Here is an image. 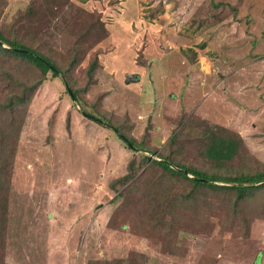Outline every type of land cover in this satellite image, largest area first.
I'll use <instances>...</instances> for the list:
<instances>
[{
	"label": "rangeland",
	"instance_id": "374dc122",
	"mask_svg": "<svg viewBox=\"0 0 264 264\" xmlns=\"http://www.w3.org/2000/svg\"><path fill=\"white\" fill-rule=\"evenodd\" d=\"M30 5L34 12L22 16ZM14 24L22 39H44L63 69L82 47L69 73L81 100L64 75L0 57V69L43 80L3 172L9 186L0 184V264H264V208L249 217L247 233L240 217L223 226L212 211L208 230L179 221L180 211L174 221L162 212L160 223L152 216L142 222L157 206L142 190L128 192L131 182L111 187L132 158L137 176L146 172L148 180L142 158L161 159L130 146L114 127L158 152L185 129L180 140L189 157L203 129L224 126L244 142L235 166L264 170V0H0V27ZM43 27L49 38L37 36ZM184 185L173 179L165 191ZM164 222H176L169 229L175 244L164 239Z\"/></svg>",
	"mask_w": 264,
	"mask_h": 264
},
{
	"label": "trees",
	"instance_id": "16d2710c",
	"mask_svg": "<svg viewBox=\"0 0 264 264\" xmlns=\"http://www.w3.org/2000/svg\"><path fill=\"white\" fill-rule=\"evenodd\" d=\"M33 10L34 6L30 5L22 16H29L34 12ZM43 29L44 27L41 28V31L39 30L37 36H40ZM49 30L51 29H47L43 33L48 38L51 35ZM19 34L15 24L8 30L0 27V57L7 56L11 59L29 62L37 66L44 75L49 71H52L56 76L64 75L65 84L73 90L77 99L81 100L79 89L77 91L74 88L69 73L83 57L82 47L73 48L67 67L63 69L46 51L44 39L41 37L37 39L32 37L31 40L22 39ZM97 67L96 58L88 68V85L92 83ZM1 76H4L3 79ZM5 78L7 80H4ZM42 82L43 80L29 83L15 76L14 71H11L10 68L0 69V184L3 181L9 186L10 181L3 178V172L9 169L13 163L26 112L36 88ZM184 131L185 129H178L177 132H174L167 142V148L161 152L144 141H137L134 137L122 132L137 148L146 147L153 153L159 154L161 159L153 158L150 155L142 158V165L150 164L147 170L149 175L152 174L149 177V180L153 181L149 182L150 185H148L147 177H143V175H147L146 172L137 176L136 158H132L128 164V172L112 182L111 187L118 191L116 183L131 182L128 192L142 190L139 193L142 194L143 200L150 199L151 204L157 206L141 214L142 222H148L149 217L152 216V222L160 223L163 219V216L159 217L162 212L163 214L165 212V217H171L170 221H174L180 211L184 215L181 214V217H178L179 221L189 218L192 227L204 224L203 229L208 230L212 225L210 223V218L213 217L210 216L212 211L214 217H217L223 226L234 217H240L244 225L243 231L247 233L251 227L249 217L264 208V182L258 183L264 181V170L252 172L243 163L240 167L235 166L241 157L240 150L245 149L244 142L240 134L230 132L220 125H212L207 130L203 129L197 137L198 140L201 139L202 143L199 147L197 146L196 154L191 155L190 153V156L187 157V148L180 140ZM120 137L122 138V136ZM173 179L183 180L184 189L171 193L165 191V189H169L170 192L174 187ZM5 193L6 191L0 190V194L4 195ZM123 195H125V190L119 192L113 200L116 201ZM175 205L180 210L174 209ZM5 206L6 201L0 195V217L6 209ZM155 218L157 219L154 220ZM205 222L208 223L205 224ZM175 223L164 222V227L168 229L164 239L171 240L174 244L177 241V233L175 236L171 235L169 229L174 228ZM87 264H103V261L90 260ZM143 264L151 263L146 261Z\"/></svg>",
	"mask_w": 264,
	"mask_h": 264
},
{
	"label": "water",
	"instance_id": "95a60500",
	"mask_svg": "<svg viewBox=\"0 0 264 264\" xmlns=\"http://www.w3.org/2000/svg\"><path fill=\"white\" fill-rule=\"evenodd\" d=\"M1 42V41H0ZM21 50H23V51H26V52H30L29 50H26V49H21ZM53 69H54V67H52ZM56 70V69H55ZM57 72H58V70H57ZM69 89V91H70V93L72 94V96L74 97V100L76 101L77 100V97H76V95H75V93L73 92V90L71 89V88H68ZM86 115H88V116H90V117H93V118H95V119H98V118H96L95 116H93V115H91V114H89V113H87V112H84ZM100 122H102L103 120H100V119H98ZM114 127V126H113ZM114 129L116 130V132H118V134H120V136H122V138L130 145V146H132L133 148H135V149H138L135 145H133V143L128 139V138H126L123 134H122V132H120L119 130H118V128H116V127H114ZM140 150V149H139ZM186 172V171H185ZM203 180H206V179H203ZM206 181H209V180H206ZM262 182H264V181H261V182H258V183H262ZM257 183V184H258Z\"/></svg>",
	"mask_w": 264,
	"mask_h": 264
}]
</instances>
